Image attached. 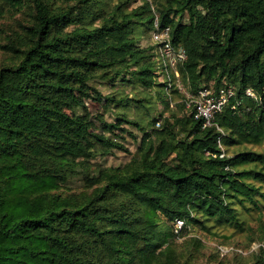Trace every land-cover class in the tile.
<instances>
[{"label": "trees", "instance_id": "obj_1", "mask_svg": "<svg viewBox=\"0 0 264 264\" xmlns=\"http://www.w3.org/2000/svg\"><path fill=\"white\" fill-rule=\"evenodd\" d=\"M1 2L27 20L1 45L0 264H193V247H175L176 219L183 230L254 232V214L260 244L247 264H264V0ZM156 13L185 50L184 91L160 79L158 44L142 45ZM92 82L149 96L106 95L116 121L101 133L78 99L80 86L99 92ZM207 83L236 92L203 127L185 92ZM122 123L139 132L134 152L115 132ZM115 150L128 160H98Z\"/></svg>", "mask_w": 264, "mask_h": 264}, {"label": "rangeland", "instance_id": "obj_2", "mask_svg": "<svg viewBox=\"0 0 264 264\" xmlns=\"http://www.w3.org/2000/svg\"><path fill=\"white\" fill-rule=\"evenodd\" d=\"M3 4L0 0V5ZM158 13H156V16ZM27 14L26 10L23 8L13 7L4 4L0 6V64L7 62L9 59L8 50H5L1 45L10 44L17 40L21 33L22 25L26 23ZM155 43L153 39L142 42V45L148 47ZM158 54L155 58H159ZM160 75L162 72H159ZM160 79L163 80L162 77ZM99 92H95L89 86H80V93H78V99L85 104L89 112V124L92 130L101 133H107L105 124L114 123L116 121V116L113 114L112 110L105 109V96L108 94H115V96H122L129 94L135 97L149 96V90H141L138 86H131L127 83H116V84H102L98 82H92ZM180 90L184 91L185 87L180 83ZM151 94H154L151 91ZM158 110H162V105L157 104ZM71 113L72 110H69ZM155 126L156 123H155ZM128 130H132L129 124L122 123L115 129V132L120 134L123 139H121L124 144L128 147L131 152H134L137 141L139 137V132L133 131L137 137H132L128 134ZM245 149H262V146L245 145ZM130 154L122 150H115L104 157H98L105 165H118L120 163H125ZM79 184V183H78ZM67 187L75 189L78 188L73 184L67 185ZM80 188V187H79ZM248 222L253 228L254 232L251 230L244 232H234L232 229H220L217 233L207 234L203 230L194 228L190 225L186 230L181 229L180 231H175V247L180 252H187L186 250L190 247L194 248L193 254L191 256V261L193 264H247L250 260L251 251L253 247L258 246L260 243L257 242L260 235V231L256 229V226L260 223L257 219V214L253 216H248ZM261 222L264 224V213L262 215ZM174 228V226H173ZM192 238L200 239L202 245L201 247L195 246L191 243ZM237 253H240L237 254ZM190 257V254H187Z\"/></svg>", "mask_w": 264, "mask_h": 264}, {"label": "built area", "instance_id": "obj_3", "mask_svg": "<svg viewBox=\"0 0 264 264\" xmlns=\"http://www.w3.org/2000/svg\"><path fill=\"white\" fill-rule=\"evenodd\" d=\"M151 38L158 44V54L160 55L158 58L159 71L162 72V78L168 82V85L176 83L177 87L180 89V85H178L179 73L176 69V65L186 57L184 48L181 45L175 47L172 44L169 27H160L158 25L157 16L154 20V29L151 33ZM235 92L236 86L232 83L216 88H214L212 84L207 83L201 85L193 95L187 92H185V94L188 98L187 105L192 108L196 118H201L203 120L202 126L204 127L211 125L215 115L226 105L230 104ZM245 93L249 97L257 99L255 92L251 88H246ZM234 104L235 103H231V106H234ZM158 124L157 122V125ZM220 147L222 148L221 145ZM219 155H224V152L222 151ZM183 224V220L176 219L173 223L175 231H180Z\"/></svg>", "mask_w": 264, "mask_h": 264}]
</instances>
